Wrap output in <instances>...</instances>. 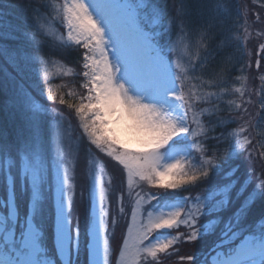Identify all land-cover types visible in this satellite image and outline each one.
Masks as SVG:
<instances>
[{"label":"snow or ice","instance_id":"snow-or-ice-1","mask_svg":"<svg viewBox=\"0 0 264 264\" xmlns=\"http://www.w3.org/2000/svg\"><path fill=\"white\" fill-rule=\"evenodd\" d=\"M243 7L0 0V264H264V12Z\"/></svg>","mask_w":264,"mask_h":264},{"label":"trees","instance_id":"trees-1","mask_svg":"<svg viewBox=\"0 0 264 264\" xmlns=\"http://www.w3.org/2000/svg\"><path fill=\"white\" fill-rule=\"evenodd\" d=\"M9 2H14V0H9ZM261 2H264V0H257V3L256 4L259 6V4ZM237 10H239L241 12V14L244 12L242 3H241L240 0H232V18H231V20L229 22L230 25H231L232 21H234L235 18H236V12H237ZM13 11H15V10H13ZM262 12H264V10H262ZM233 34H235V33H233ZM60 62L66 64L67 67H73L72 56L71 55L68 56L67 60H62ZM53 71H55V69H53ZM56 82L59 83L61 81L58 80ZM83 167H84V164L82 165L81 170L83 169ZM182 251L187 252V251H191V249L185 248Z\"/></svg>","mask_w":264,"mask_h":264},{"label":"rangeland","instance_id":"rangeland-1","mask_svg":"<svg viewBox=\"0 0 264 264\" xmlns=\"http://www.w3.org/2000/svg\"><path fill=\"white\" fill-rule=\"evenodd\" d=\"M240 1L242 3V6L246 5L247 8L251 9L253 12H255L257 10L262 11L257 4L252 3V0H240ZM243 9H244V7H243ZM257 44H258V41L253 40L251 43L248 44V49L250 51H252L253 53H255V49H256ZM254 59H255V56H253V60ZM251 71L254 73L255 68L253 67V69ZM82 165H83V161H81L78 170H81Z\"/></svg>","mask_w":264,"mask_h":264}]
</instances>
